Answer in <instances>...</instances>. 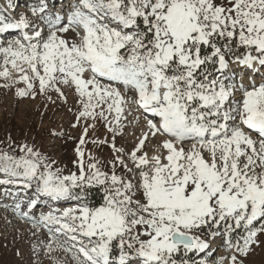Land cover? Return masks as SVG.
Wrapping results in <instances>:
<instances>
[{
  "label": "snow or ice",
  "instance_id": "1",
  "mask_svg": "<svg viewBox=\"0 0 264 264\" xmlns=\"http://www.w3.org/2000/svg\"><path fill=\"white\" fill-rule=\"evenodd\" d=\"M17 7H0V33L19 34L0 40V87L23 83L16 95L35 99L74 86L77 119L104 120L113 141L129 103L147 126L130 153L112 144L108 170L91 155L85 166L79 148L69 175L28 144L0 152L12 178L0 183L32 193L22 215L67 236L57 247L74 264H213L196 257L217 241L231 255L215 264H245L264 243V76L242 82L264 72V0H80L66 23L44 0L30 15H4ZM149 135L164 137L151 156ZM93 188L98 204L81 195ZM72 198L81 202L34 219L40 201Z\"/></svg>",
  "mask_w": 264,
  "mask_h": 264
},
{
  "label": "rangeland",
  "instance_id": "2",
  "mask_svg": "<svg viewBox=\"0 0 264 264\" xmlns=\"http://www.w3.org/2000/svg\"><path fill=\"white\" fill-rule=\"evenodd\" d=\"M8 2L9 0H0V7L6 9ZM12 2L18 5L15 13L5 11L4 15L15 19L18 13L30 15L27 10L42 0H12ZM44 2L48 4L53 18L62 14L61 17L66 23L67 15L80 0H44ZM18 36L15 30H10L7 33H0V40L16 39ZM233 67L237 80L240 82L239 77L245 74L240 68ZM10 71L14 79L19 78L15 70L10 69ZM261 76H264V72L250 73L242 82L246 86L250 85L252 79L259 83ZM0 84H4L2 78H0ZM25 87L23 83L11 88L0 87V152L18 156L21 154L20 146L28 144L54 159L57 162L54 167L62 169L63 175H69L78 174L77 149L79 148L85 153V166L90 162L88 157L91 155L105 166V170H108L109 162L118 154L113 151V143L117 149L130 153L147 132L144 116L135 104L129 103L125 109L124 116L127 118L121 120L122 133L113 141V134L108 130L104 120L99 118L93 120L91 117L77 119L79 112L82 111V105L79 103L80 98L75 93L74 86L60 85L63 97L54 91L44 95L37 94L35 99L18 97L17 89ZM121 92L122 95H130L125 93L123 88ZM236 99L239 100L240 96L237 95ZM113 116H109V120H113ZM93 123L95 127H88L87 136L84 137L86 143L81 145L80 139L84 134V128ZM156 138L159 139L158 136L149 135L145 141L143 151H146L149 156L156 154V146L161 143ZM253 138L255 139V136ZM104 141L107 143H103ZM161 151L165 150L161 149ZM129 167H133L131 162ZM119 172L123 174L122 169ZM9 179L12 178L0 172V181ZM74 191L80 192L79 189ZM31 194L30 191L26 192L15 184L0 183V264H74L71 253H65L57 247V244H71L67 236L56 234L55 226H52L53 233L50 235L47 227L43 225L39 228L34 227L33 220L22 215L28 211L26 197ZM80 202L74 198L59 202L42 200L39 208L34 210L36 213L34 219L38 220L41 212L47 214L53 208L73 207ZM17 203L21 205L19 210L15 208ZM53 236H56L55 240ZM48 245L52 246L50 252ZM230 255L231 253L217 241L212 245L209 255L199 256L196 259L203 258L215 264V261ZM243 259L245 264H264V243L254 247ZM225 264L228 262L226 261Z\"/></svg>",
  "mask_w": 264,
  "mask_h": 264
},
{
  "label": "trees",
  "instance_id": "3",
  "mask_svg": "<svg viewBox=\"0 0 264 264\" xmlns=\"http://www.w3.org/2000/svg\"><path fill=\"white\" fill-rule=\"evenodd\" d=\"M86 202H88L89 204H98L99 202H101L102 199V194L100 193L99 190L93 188V189H88L86 190V192L81 194Z\"/></svg>",
  "mask_w": 264,
  "mask_h": 264
},
{
  "label": "bare ground",
  "instance_id": "4",
  "mask_svg": "<svg viewBox=\"0 0 264 264\" xmlns=\"http://www.w3.org/2000/svg\"><path fill=\"white\" fill-rule=\"evenodd\" d=\"M60 11H61V10H60ZM60 14H61V13H60ZM61 15H62V14H61ZM61 15H60V16H61ZM157 136H158L159 139L156 138V140L162 142V140L164 139V137H160L159 135H157Z\"/></svg>",
  "mask_w": 264,
  "mask_h": 264
}]
</instances>
